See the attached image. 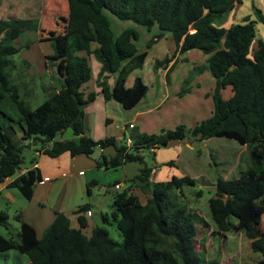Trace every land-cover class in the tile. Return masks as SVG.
I'll return each mask as SVG.
<instances>
[{"label": "trees", "instance_id": "1", "mask_svg": "<svg viewBox=\"0 0 264 264\" xmlns=\"http://www.w3.org/2000/svg\"><path fill=\"white\" fill-rule=\"evenodd\" d=\"M237 2L240 0H67L65 32L41 39L51 43L52 57L63 59L58 68L61 87L34 110L24 108L17 88L9 86L5 69L8 57L20 50L10 43L24 31H36L38 21L20 17L0 19V36L4 35L0 40V94L5 97L6 91L12 90L18 116L11 121L20 126L29 140L27 145L38 142L37 150L53 158L65 152L90 156L97 147L111 146L114 153L109 157L101 155L96 161L98 167L116 168L135 161L144 165L139 175L127 180L129 187L114 195L110 215L102 214L103 221L115 222L121 242L112 239L105 226H94L89 235L84 234L86 223L81 215L76 228L60 211H55L52 223L37 238L32 225L23 221L19 213V240L0 234V251L16 249L27 255L29 264H221L216 259H204L196 249L198 214L171 198L172 189L182 190L183 184L194 181L185 176L152 184L153 168L148 165L145 152L154 158L161 147L189 135L199 140L235 139L249 149L253 170L238 178H218L216 194L209 199L214 232L242 230L264 215V40H259L251 57L256 35L253 20L245 17L244 23L230 27L217 24ZM106 10L121 20L171 32L176 52L199 49L208 54L207 68L216 78L213 114L192 129L184 124L160 133L132 129L130 146L125 135L99 140L87 136L83 107L95 99V92L85 94L81 86L91 77L90 55L100 63L98 83L105 99L112 97L123 108L132 109L149 89L140 76L133 86H126L129 72L143 65L148 51L138 50V33L133 29L115 36ZM257 14L264 23L260 9ZM161 36L162 33L151 42ZM176 52L164 62H171ZM113 73L117 76L110 92L106 79ZM227 86L232 87L233 95L225 99L222 90ZM67 128H71L76 139H55ZM13 134L11 125L0 129V183L14 175L23 162L21 145ZM41 179L39 169L32 167L7 186L17 188L30 200L34 185ZM134 186L147 193L146 202L131 191ZM81 210L78 207L77 212ZM6 220L7 214L0 210V221ZM260 235L261 257L257 264H264V231Z\"/></svg>", "mask_w": 264, "mask_h": 264}, {"label": "rangeland", "instance_id": "2", "mask_svg": "<svg viewBox=\"0 0 264 264\" xmlns=\"http://www.w3.org/2000/svg\"><path fill=\"white\" fill-rule=\"evenodd\" d=\"M257 9H260L264 14V0H240L231 12H228L224 18L217 22L222 27L244 23L245 17H249L255 22L256 35L251 46V57L258 48L259 40H264V23L259 19ZM105 13L115 36L123 30L133 29L138 33V39L135 41L138 50L140 52L148 51L143 65L129 72L126 78V86L127 83L133 86L135 78L140 76L149 87L148 100H150L153 97V91L156 88L158 89L159 86L157 80L163 71L160 65L167 64V62H164L165 54L172 55L174 52L175 42L172 33L162 32L158 26L148 29L132 20H121L107 10ZM17 17L37 20L38 29L36 31H24L10 43L20 47V50L8 57L9 64L5 72L7 73L9 86L17 88L19 100L22 101L24 108L34 110L61 87L62 80L58 68L61 67L63 59L52 57L51 43L41 41V39L65 32L68 18L67 0H0V19ZM161 33V37L151 42L155 36ZM3 36H0V40ZM159 39L162 40L158 42ZM149 42H151V45L148 47ZM194 53L190 56L192 61L195 60L193 63L183 64L182 67L176 65L170 73L174 78V83L170 86L171 96L165 103L164 109H166L165 115H170L171 119L166 123L167 126L164 125V128L157 129V133L163 130L175 129L180 124L192 129L198 121L210 116L209 110L214 107L213 99H206L203 92L199 93V90L195 87L196 90L193 89L197 81H200L204 84L203 87L207 88L209 78L213 77L210 69L207 68L208 60L205 57L208 54L199 49H195ZM185 62H188V60ZM89 64L92 78L85 85L93 88L95 79L99 77V62L93 55H90ZM114 77L115 73L108 74L107 83H111ZM229 89L224 95L222 94L223 98L228 99L233 95L232 89ZM180 92L183 94L180 95ZM11 95L12 90L6 91L5 97L0 94V129L10 125L13 127V139L21 145L23 156L20 167H29L34 161L41 159V165L49 170L50 174H55L58 166L61 170L64 168L65 171L69 169V163L64 160V157H71L69 153L65 152L63 154L65 156L53 158L43 155V153L38 155L36 149H32L30 145H27L28 142L23 139L20 126L11 121V118H17L18 116V110ZM114 105H111V103L106 104L103 99H100L90 107H87L88 105L83 107V111L86 112L85 134L100 136L94 138L107 137V134H109V130H106L107 127L114 131L117 125L122 126L131 118L129 109L123 108L118 103L119 108L116 110ZM192 110L199 112L197 117L191 116ZM176 113H178V116L175 115ZM105 114H108L113 120L112 126H110L111 121L106 123ZM128 131H131V129L128 128ZM70 136L71 128H67L62 133H58L55 139L60 137L69 138ZM35 145L39 148L38 142ZM104 149L113 152L111 146ZM100 151V148L97 147L92 153L93 157L101 159ZM145 159L148 165L153 168L150 177L152 184L168 181L173 177L181 178L185 176L194 181L193 184H183L182 190L172 189L171 198L180 206H186L191 212L198 214L200 217L197 223L195 246L204 259H216L221 264L258 263L261 257L262 238L260 233L264 231V215L257 223L251 224L242 230L226 234H215L216 225L213 222L209 207V199L216 194V185L220 176L233 179L248 175L253 170L250 151L246 145L226 137L199 140L189 135L183 140H172L167 146L161 147L155 153L154 158L152 154L145 152ZM130 163L125 164L128 167V175L133 172V166ZM95 172L98 179H100V186L105 187L114 180H122V177L126 174V168L119 166L113 169H97ZM18 173L19 169L11 177H15ZM126 185L128 187L130 183L126 181ZM92 188L93 191H97L94 190V186ZM61 190L65 191L64 188ZM122 190L123 188L107 192L99 191L96 198H92L93 201L91 200L93 209L87 211V215L92 212V218L95 220L96 226H105L110 237L118 242L122 241V237L115 222L113 220L103 221L102 214L107 213V215H110L113 211L112 197ZM2 193L0 210L7 214V220L4 223L0 221V234L18 241L20 221L17 215L20 213L21 208L28 206V201L15 187H6ZM7 193L10 195L9 198L5 197ZM139 193L144 200L148 198L147 193L140 189ZM46 204L47 206L51 205L49 202H46ZM75 224V222L72 223L73 226ZM85 234L89 235L90 233ZM0 264H29V260L26 254L20 253L16 249H9L0 251ZM201 264H205V262L202 261Z\"/></svg>", "mask_w": 264, "mask_h": 264}, {"label": "crops", "instance_id": "3", "mask_svg": "<svg viewBox=\"0 0 264 264\" xmlns=\"http://www.w3.org/2000/svg\"><path fill=\"white\" fill-rule=\"evenodd\" d=\"M161 40L162 39H159L158 42H160ZM174 46H175L174 52L172 53V55L165 54V57H164L165 59L168 57H172L174 55V53L177 50L176 44ZM194 50L195 49L189 50L184 53L176 52V56L173 58L171 62L165 65L161 64L160 67L163 68V71H162L161 76L157 80V83L159 86H158V89L156 88L153 91V97L150 100H148V93H149V89H148L146 96L134 108L129 109L131 111L129 113V116H131V118L127 120L125 124H123L122 126L117 125L114 131L111 130L110 127L109 129L107 127L106 130L107 131L109 130V134L107 135L108 136L112 135L120 139L122 135L125 134V130H123V126H126L128 123L134 124V128L132 129H138L140 132H146V133H157L156 132L157 129H162L165 126H167L166 123L168 122V120L171 119V116L165 115L166 109H164V106H165V103L170 99V96H171L170 86L174 83V78L172 77L170 73L176 65L178 67H182L183 64L193 63L195 60L192 61L190 56L191 54H195ZM197 54H199V52H197ZM205 58H207L208 60L209 55L206 56ZM186 60H188V62H185ZM98 67L100 69V63ZM116 76H117V73H115V77L111 81V83L109 84L107 83L109 86L110 92L114 85ZM91 78H92V71H91L90 79ZM85 83L81 86V90L85 94H87L89 91L95 92V99L92 102L86 104L85 106L88 105L87 107H90L92 106V104H94V102L99 101L100 99H103L106 102V104L108 103L109 104L111 103V105L115 104L114 108L116 110L119 108L118 102L115 101L112 97L108 99L104 98L101 92V87L99 86V83H98V78L95 79V84L93 85V88H89V86L85 85ZM207 84H208L207 85L208 87L204 88L203 87L204 84H202L200 81H197L195 86H193V89L195 88L198 89L199 93L203 92L204 97L206 99H210V98L213 99L214 88L216 85V78L214 77V75L211 79L209 78ZM127 86L130 87L128 83H127ZM229 88L232 89L231 86H227L225 89L222 90V94L224 95L225 92L230 90ZM213 103H214V100H213ZM214 107H211V109L209 110L210 116L213 114ZM198 113L199 112H196V110H192L191 116L197 117ZM85 115H86V112H84V117H83L84 125H85ZM175 115L178 116V113H176ZM105 118H106V123L111 121V123L110 122L109 123H110V126H112L113 120L108 116V114H105ZM131 131L126 130V133H129V132L131 133ZM91 133L93 132L91 131ZM86 135L93 138L94 140L103 139V138H94V137H100V136H92L91 134L90 135L86 134ZM71 138L76 139V137L73 136L72 131H71V136L69 138L60 137L58 140H65V139H71ZM23 139L26 140V142L29 141L24 136H23ZM30 146L32 149L33 148L36 150L38 149V147L34 145L33 143ZM100 150L101 151L99 152V155L105 154L107 157L111 156L114 153V150L113 152L109 151V149L107 150V149L100 148ZM41 153L42 152L37 150L38 155H40ZM63 154L59 156H65ZM97 159L98 157L94 158L93 154L88 157L87 156L85 157V155L83 154L75 155L71 157H64V160L67 163H69V169H67L66 171L64 170L65 168L61 170L60 168H58L59 167L58 166L57 172L55 174H50V171L41 165V159H39V161L38 160L34 161L29 167H25V168L20 167L19 173L15 177L7 178L4 182L0 183V197H2V194H3L2 192L4 188L8 187L7 185L9 184L10 181L16 178L19 174L25 172L27 169L32 168V167H37L39 169L42 179L40 182L34 185L33 196L30 200H27L28 206H26L25 208H21L20 210V215H21L22 220L31 224L35 230L36 237L40 238L44 230L52 223L55 217V211H60L69 218L70 225L76 228L79 226L77 218L79 215H81L84 218L85 223H86V227L82 229L83 233L84 234L91 233L92 228L96 226L95 220L92 218V212L90 215H87L88 213L87 211H91L93 209V204L91 202L92 198L93 199L96 198V195L98 194L99 191L107 192V191H112V190H118L113 187V184L115 182H119V183L123 182L122 188L123 189L127 188L125 180H131L135 176L139 175L141 172V169L144 166L138 161L131 162L130 164H132L133 166L132 167L133 172H131V175H128L129 171H127V168H128L126 166L127 164L126 165L123 164L122 166L126 168V174L125 176L122 177L123 179L114 180L112 183H108L107 186L103 187V186H100L101 185L99 184L100 179H98L95 171L97 169L100 170V169H107V168L103 166L98 167L96 165ZM59 163L60 162L58 161V164ZM108 169H113V168H108ZM88 185L90 186L88 187ZM92 186H94V190L96 189L97 191H93ZM62 188H64L65 191L61 190ZM60 191L64 193L62 194ZM131 191L138 194L141 197V200L143 202L147 201V198L146 200L142 198L141 194L139 193V188L134 186L131 189ZM9 196H10L9 193L5 194L6 198H9ZM46 202L47 203L49 202L51 205L47 206ZM52 203H54V205H52ZM78 207H82V210L80 213L76 211ZM96 208L98 209V207ZM73 222L76 223L75 226L72 225Z\"/></svg>", "mask_w": 264, "mask_h": 264}, {"label": "built area", "instance_id": "4", "mask_svg": "<svg viewBox=\"0 0 264 264\" xmlns=\"http://www.w3.org/2000/svg\"><path fill=\"white\" fill-rule=\"evenodd\" d=\"M134 127V124L133 123H128L126 126H123V130H125V134H123V135H125V136H123V137H125L126 138V142H127V144L130 146L131 144H132V139H131V135H130V132L129 133H126V130H128V128L129 129H132ZM82 173V172H81ZM127 180H125V182H126ZM123 183V182H122ZM122 183H119V182H115L114 184H113V187L115 188V189H122V187H123V184Z\"/></svg>", "mask_w": 264, "mask_h": 264}]
</instances>
